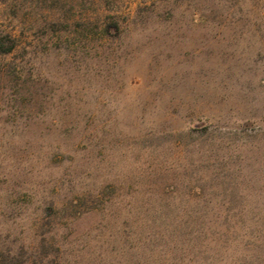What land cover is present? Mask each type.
<instances>
[{
	"label": "rangeland",
	"instance_id": "1",
	"mask_svg": "<svg viewBox=\"0 0 264 264\" xmlns=\"http://www.w3.org/2000/svg\"><path fill=\"white\" fill-rule=\"evenodd\" d=\"M0 30V264H264V0H5Z\"/></svg>",
	"mask_w": 264,
	"mask_h": 264
},
{
	"label": "trees",
	"instance_id": "2",
	"mask_svg": "<svg viewBox=\"0 0 264 264\" xmlns=\"http://www.w3.org/2000/svg\"><path fill=\"white\" fill-rule=\"evenodd\" d=\"M5 0H0V2ZM116 31H120L118 22L112 24ZM111 26V27H112ZM110 27L105 28V32L109 33ZM18 40L12 33L0 30V56H10L18 49Z\"/></svg>",
	"mask_w": 264,
	"mask_h": 264
}]
</instances>
